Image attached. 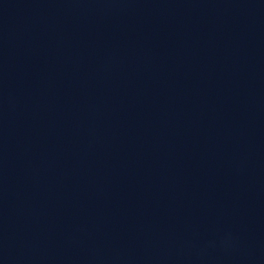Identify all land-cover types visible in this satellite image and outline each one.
<instances>
[{
  "label": "water",
  "instance_id": "water-1",
  "mask_svg": "<svg viewBox=\"0 0 264 264\" xmlns=\"http://www.w3.org/2000/svg\"><path fill=\"white\" fill-rule=\"evenodd\" d=\"M0 264H264V0H0Z\"/></svg>",
  "mask_w": 264,
  "mask_h": 264
}]
</instances>
